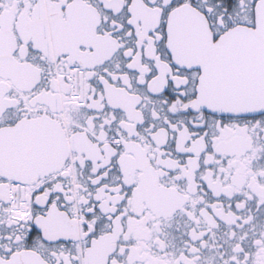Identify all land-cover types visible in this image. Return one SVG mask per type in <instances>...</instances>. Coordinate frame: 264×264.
<instances>
[{
    "label": "snow or ice",
    "instance_id": "snow-or-ice-1",
    "mask_svg": "<svg viewBox=\"0 0 264 264\" xmlns=\"http://www.w3.org/2000/svg\"><path fill=\"white\" fill-rule=\"evenodd\" d=\"M0 264H264V0H0Z\"/></svg>",
    "mask_w": 264,
    "mask_h": 264
}]
</instances>
